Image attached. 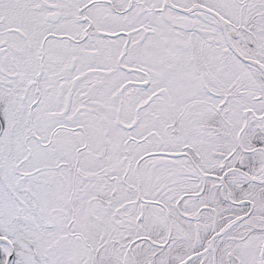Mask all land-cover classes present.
Returning a JSON list of instances; mask_svg holds the SVG:
<instances>
[{
  "label": "snow or ice",
  "instance_id": "snow-or-ice-1",
  "mask_svg": "<svg viewBox=\"0 0 264 264\" xmlns=\"http://www.w3.org/2000/svg\"><path fill=\"white\" fill-rule=\"evenodd\" d=\"M0 264H264V0H0Z\"/></svg>",
  "mask_w": 264,
  "mask_h": 264
}]
</instances>
